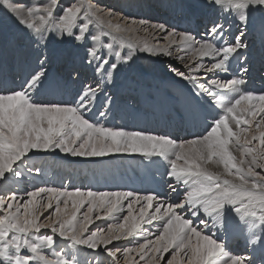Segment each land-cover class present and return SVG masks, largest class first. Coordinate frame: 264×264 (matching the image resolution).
I'll use <instances>...</instances> for the list:
<instances>
[{
	"label": "snow or ice",
	"instance_id": "1",
	"mask_svg": "<svg viewBox=\"0 0 264 264\" xmlns=\"http://www.w3.org/2000/svg\"><path fill=\"white\" fill-rule=\"evenodd\" d=\"M181 7L187 23L182 30L167 22H139L165 33V39L172 37L167 46L136 48L171 56V45H177L178 50L209 58L208 63L185 64L186 71L168 68L182 84L187 116L206 122L203 134L178 142L168 135L114 129L101 123L115 103L109 86L123 66L133 62L134 53L131 47L122 52L103 40L102 35L111 34L103 28L93 31L94 24L103 22L90 6L71 0H32L28 4L0 0V16L14 20L19 33L15 46L22 72L19 84L10 85L0 78V183L9 176L19 181L25 171L31 173L35 168L28 167L33 156L57 150L81 157L159 156L168 163L167 191L141 195L48 186L23 194L0 192V264H81L78 254L84 248L90 250L84 264H105L102 256L109 264H119L121 257L127 262L133 251L140 261L148 258L149 264H155L157 254L163 259L171 250L166 264H254L251 253L264 249V92L243 91L242 86L249 72V20L264 10V0H193ZM196 9L202 10L199 19ZM114 31L124 29L116 25ZM64 47H70L73 55L65 59L66 74L61 76L55 66ZM147 74L145 70L143 76ZM65 79L81 85L71 100L41 98L45 90L61 88ZM230 94L236 95L229 99ZM253 123L258 135L249 138ZM232 147L240 151L239 159ZM208 163L222 165L226 175L210 172ZM41 194L47 195L46 208L53 207L55 198V214L62 211L61 199L65 208L71 201V218L57 219L52 225L41 223L42 213L37 211ZM124 201L128 203L123 223L109 224L107 235L99 228L89 232L94 210L106 209L105 216L118 214L125 210ZM85 205L84 222L77 221L76 213ZM135 205H141L138 217L133 215ZM155 221L163 223L141 229V223ZM44 228L50 234L43 233ZM137 236L144 242L135 249L113 243ZM236 236L243 237L250 251H232L230 240ZM58 241L67 243L60 247Z\"/></svg>",
	"mask_w": 264,
	"mask_h": 264
},
{
	"label": "bare ground",
	"instance_id": "2",
	"mask_svg": "<svg viewBox=\"0 0 264 264\" xmlns=\"http://www.w3.org/2000/svg\"><path fill=\"white\" fill-rule=\"evenodd\" d=\"M164 1L169 2V3L173 1V2H177L179 5H181L178 2L179 0H162V2H160V0H137L135 2V4L137 7H140V11L138 14H139V16H141V18H142L141 20L148 18L151 23H155L156 17L159 19V16L165 14V13H162L163 8H165V10L170 9V7H166L167 3L165 4ZM183 1L186 3L185 5H189V4L193 3V0H183ZM20 2L28 4V3H31L32 0H20ZM110 2H117V0H110ZM118 2L119 3L120 2L121 3L126 2L125 4H127L128 1L127 0H118ZM118 2L116 3L117 5H118ZM158 2H160V3H158ZM132 3H133V1H132ZM130 5H129V7H130ZM132 8H133V6H131V10H132ZM123 10L124 9H122V11ZM184 10L180 11V13H181L180 16L183 15ZM99 11H101V10H99ZM127 11L129 12V10H127ZM135 12H136V10H135ZM201 12H202L201 9L195 10L196 14L200 15ZM107 13H109V12H107ZM107 13L103 14V15L101 14L102 16L100 17V19L103 20L102 21L103 24L102 25L96 24V25L98 26L99 30H101V28H103V32L106 31L107 33H111L107 37L109 39L108 41H111L113 43L114 37H117V38H115V42H117V40L119 41V40L124 39L126 41V43L130 44L131 47H134L135 49L137 48V46H143L145 44H147L148 46H156L155 44L150 43V38H151V36L155 35L153 33H155L158 30L152 28L150 26V24L145 23V24L141 25L139 22H137L138 24H140L137 26L135 24V22H133L134 21L133 20V21L129 22V24L134 29H139L140 31L139 30L135 31L131 28L132 30H129V31L127 30L128 32H126V33H121L122 31L116 32L113 30L114 29L113 23L117 22L118 14L117 13L114 14L113 11L110 14H107ZM172 15L178 16V14L174 13V11L172 12ZM168 16L169 15H167L166 18H165V16H163L164 21L171 19ZM180 16H178V17L180 18ZM199 18H200V16H199ZM118 19L120 20L119 17H118ZM126 19L127 18H124V20H126ZM183 19L184 20H181V19H175V20L173 19L171 21L169 20L168 24L170 26L175 24L179 27L180 30H182L184 27L187 26L185 18H183ZM110 20H112V21H110ZM124 20H123V22H125ZM159 20H161V19H159ZM129 21H130V19H129ZM109 24L112 25L113 27L112 28L108 27ZM126 26H128V24ZM256 27H259V29L257 28L258 30H256ZM140 28H142V29H140ZM15 29H16L15 21L12 19H8V18H6V21L4 23V27L0 28V59L2 58V60L0 62V78L6 79L9 84L13 83V80H11V79H13L15 77L16 78L19 77L20 81L22 78V72L18 71V69H17V68H19L18 63H17V59H16L18 53L16 50V46H15L16 40L14 39V37L19 36V33H17ZM126 29H127V27H126ZM141 32H144V33H141ZM162 34L165 37L164 33H162ZM263 36H264V10H258L257 12L253 13L252 16L250 17L249 27L247 29V38H246L247 42L246 43H248L249 48L246 51V55L249 58L248 64H247V67L249 68V72L245 76V80L247 81V83L242 86L243 91H250V92H256V93L264 92V46H261L259 44L260 46H258V48H255L256 43H260V41H261L260 38ZM171 39H172V37H169V40L167 39L168 41H166V43L163 42L164 43L163 46H160V44H159V46L160 47L167 46ZM124 40H123V42H124ZM262 43H263V41H262ZM117 45H119L118 42H117ZM122 46L120 44V48ZM159 46H156V47L160 48ZM123 48H125V46ZM126 48H127V46H126ZM69 49H71V48L69 47ZM254 49H257V51H256L257 56L254 52L256 57H250L251 56L250 54L254 51ZM61 50H63V49H60V51ZM133 51H135V53H138V54L140 53L139 51L137 52L136 50H133ZM171 51H172V53L174 51L173 54H175L177 56V58L180 56H183V59L180 60L181 63L183 60L188 62V63L192 62L193 60H195L194 62L200 61L203 63H208V61H209L208 57L201 58L198 55H194L191 52L184 51V50H178L177 45H171ZM177 51H178V53L176 54ZM63 53H62V55H63ZM142 53H144V54H142L143 58L148 57V59L144 60L143 58H139L138 62H141L142 60H144V62H143L144 65L147 66L146 63H148L149 64L148 66H150V64H152V63H150V61H149V58H150L149 53H146V52H142ZM72 55H73V53H71L68 56L63 55L61 59H63L64 61L66 59L65 57H67L68 59H71ZM142 55L140 54L139 56H142ZM135 56H136V54H135ZM163 56L164 55H162L161 58ZM168 57H166V55H165L164 59H166V61H168L169 60ZM151 58H153V57H151ZM171 59H174V58H171ZM6 60H8V61L14 60L15 66L14 65L9 66L8 61H7L8 66L6 64H5L6 66H3L4 61L6 62ZM154 60H152V61H154ZM170 63L171 64L173 63L172 65H174L175 62L170 60ZM257 63H258V69H256V67H255V65H257ZM165 64H166V62H165ZM190 64H192V63H189V65ZM153 65H152V68L155 69V67L157 65L155 67H153ZM175 65H176L175 67H179L181 70H183L182 69L183 67L181 68L180 65H178V64H175ZM139 66L140 65H138V67ZM66 67H67V65L65 64L63 66H60L59 69L64 70V74H66ZM236 67L238 68V65ZM11 68H13V69H11ZM124 68H126V67H124ZM142 68H143V65H142ZM152 68H150V69H152ZM154 69H152V70H154ZM260 69H261V71H260ZM156 70L157 69H155V73H156ZM257 71H260V72H257ZM125 72L127 73L130 71H127L125 69L124 73ZM148 72H149V70H148ZM124 73H123L122 77H124ZM132 73H133V71H132ZM150 73H151V71H150ZM155 73H152L153 75L150 74L151 76L147 77V79H145V80H147L149 82L151 80L152 76H153V78L156 79L157 76H154ZM157 74H158V78L160 79L159 81H157V83L160 85L159 89H161L162 86L164 88L162 91L158 90L159 91L158 92L156 90L157 92H155L151 89V86L145 84L146 85V87H145L143 85L145 90L140 92L139 93L140 95L137 94V96H136L134 94L135 100H133V102L131 101V99L129 102H128L129 99H122V100H119L118 102H116L117 103L116 108L118 110L114 109L115 108L114 107L115 104H114L113 108H111V111L109 112L108 116L106 117V120H105L106 124H103V121H101L102 124L105 127H111L112 126V127H114V129H121V128L124 129L125 125H127V128L129 130H126V131H143L146 134H153V135H168L169 136V133H170L172 135L171 138H173L175 140L179 139V141L191 139L194 136H198V135L203 134L205 131V127H206V122L202 118L201 119H195V120L189 118L187 116V114L185 113L184 108H179V107H183L184 104H182V105H176L175 104V102H183V98L181 95L183 88L181 86L182 84L180 83L179 78H176V79L173 78L174 80L172 79V81H169V78H166V75L163 74L162 72H160V73L158 72ZM130 75H132V74H130ZM116 76H117V74H116ZM134 76H137V75L134 74ZM153 78H152V80H153ZM114 79H117V77ZM140 80H142V79H140ZM170 80H171V78H170ZM133 81L134 80H132V79L131 80L127 79V81L125 83L128 82L127 83L128 85H124L123 79H122L121 83H123V85H124L122 87H126L124 90L122 89V87H119V86H116V87H118L117 90H116V88L113 87L114 88L113 89L109 86V90L111 92H113V94H114L115 101H117L116 99H118L117 96L119 93L124 95V96H129V95H131V93L133 94L137 91V90H135V92H133V89H135V87L133 88L131 86ZM18 83H20V82L18 81ZM114 83H116V82H114ZM121 83H120V85H121ZM154 83H156V81ZM67 86H70L71 90L65 89V87H67ZM72 86L74 87L73 89H72ZM80 86H81L80 83H74L72 81L65 79L63 82V86L61 88L56 89V90H51V89L45 90V92L42 94L41 98L45 99V100H51V101L71 100ZM116 91H117V93H116ZM235 95L236 94H230L229 99H231L232 96H235ZM140 101H142L143 112L140 109V105H139ZM160 103H166L169 106H159L156 108V106H158ZM243 106H244V102H242L241 107H243ZM162 107H164V109L166 111L163 110ZM132 110H136V111H132ZM124 111H127L128 115L134 114L135 116L134 117L132 116V118L129 119L128 116H126V114L123 113ZM168 112H170V113H168ZM120 116H122L123 119L120 118ZM111 118H113V119L111 120ZM103 119L104 118H102L101 120H103ZM125 119H127V120H125ZM115 126H117L119 128H115ZM173 127L175 129H173ZM192 127L194 129H196V132H190ZM232 127L235 130L234 124L232 125ZM232 152H233V154L237 153L240 155V151H238V150L232 149ZM47 153L50 156L52 155L54 157V160L49 159L50 157H46L45 162H47L49 166H50L51 162H53V164L51 165V169H54V168H56L55 170L60 169V173H58L59 180H61L62 176L64 174H66V172L69 173L67 175V182H66V186L68 187L67 188L68 190H71V188L73 189V187H71V185L75 186L77 184L81 187L82 186L86 187L88 185H92V186L104 185L105 186L106 184H108V185H111V189H113V191H135V192L143 195L145 193L153 192V191H156V192L165 191V190H163L164 185L167 186L166 181L168 180V176L166 175L167 179H166V177H164V175H165L164 174V168L165 169L168 168V163L158 161V162H156L158 164L155 165L154 162L152 161V164L154 165V167H149L148 165H145V163H144L146 158L140 154H109V155H105L102 157H90V156L81 157V156H71L69 154H64V153L59 152L58 150L54 151V152H47ZM40 154H43V153H40ZM44 154H46V153H44ZM36 157H40V156L36 155ZM155 157L157 159L162 158L159 156H155ZM32 158H34V156ZM42 160L40 159V161H42ZM28 163H30V161ZM90 163H95V166L98 167V168L95 167L98 171V173L96 174L97 176L93 175L92 166L81 165V164H90ZM178 164H183V161H178ZM97 165H99V166H97ZM46 167L47 166L44 163L41 165L39 173H37L34 169H33V172L28 173L27 175L25 172L24 178H26V180L28 181V184L34 185V184H38L41 182V185L46 184V186H49L48 184L50 183V180H48V179H50V178H48V179L46 177L44 178V173H45V171L48 170V167L47 168ZM206 167L210 172H212L214 174H219L222 177L226 175L222 165L215 164L213 166L210 163H208L206 165ZM48 171L50 172V169ZM82 171H85V172L87 171V174H86L87 177L84 179L82 177V175H84V173ZM56 172H58V171H56ZM133 172L135 173V176H136L137 188H135V186L133 185V183L131 181ZM46 173H48V172H46ZM78 173L80 175H77ZM143 175H148L150 178L155 179L151 183V185H152V187L156 186L157 189H151L150 191H144L140 185V180L143 177ZM109 178H111L112 183L106 181V179H109ZM19 181H17L16 179L14 180V182H18V183H19ZM14 182H11V184L9 186H12L15 188L17 185L14 184ZM74 183H76V184H74ZM58 184L59 183H57V185L56 184H54V185L50 184V186H53V187H56L59 189L61 187ZM62 185H63V182H62ZM78 185L76 187H78ZM117 187L118 188L123 187V188L118 189ZM30 188H31V186H30ZM69 203H71V201H69ZM70 218H71V214H67L66 216L63 217L64 220H68ZM153 224H151V225L148 224L146 227L147 228L148 227L153 228L154 227ZM157 225H161V223L160 224L155 223V226H157ZM233 241H234V244L231 247L232 251L238 252V253H244L246 251H250V249L246 248V243H245V240L243 239V237L240 238V240L234 239ZM251 254H252L253 260L256 264H264V249L257 248Z\"/></svg>",
	"mask_w": 264,
	"mask_h": 264
},
{
	"label": "rangeland",
	"instance_id": "3",
	"mask_svg": "<svg viewBox=\"0 0 264 264\" xmlns=\"http://www.w3.org/2000/svg\"><path fill=\"white\" fill-rule=\"evenodd\" d=\"M73 1V3H77V4H83L86 8L87 7H91V9H92V11L96 14V16L97 17H99V20L100 21H103L102 19H100V17L103 15V14H106L107 12H109V13H107V14H110L112 11L114 12V14L115 13H117L118 14V16H117V22H115V23H113L114 24V26H116V25H119L120 26V28L122 29H124V31H122L121 33H126V32H128L129 30H135V31H138L139 29H134L133 27H131V25L129 24V22H131V21H133V22H135V24L138 26V25H140V24H138L137 22H140V20L142 19L141 18V16H139V11H140V7H137L136 6V4H135V2L137 1V0H127L128 2H127V4H125L126 2H118V0H117V2H118V5L116 4L117 2H110V0H71V2ZM75 1V2H74ZM88 1V2H87ZM102 1V2H101ZM132 1H133V3H132ZM182 1V2H181ZM179 0L178 2L181 4V5H185L186 3L183 1V0ZM64 2L65 3H67L68 2V0H64ZM87 2V3H86ZM160 2H162V0H160ZM160 2H158V3H160ZM165 2V1H164ZM167 3V4H166ZM177 2H165V4H166V7H170V9H166L165 10V8H163L162 9V13H165L164 15H161L162 17L163 16H165V18L167 17V15H169L168 17H170L171 19H169L170 21L171 20H175V19H181V20H184L183 18H185V16H186V11L181 7V5H179L178 3V5L176 4ZM102 4V5H101ZM105 4V5H104ZM120 4V5H119ZM130 5V7H129V5ZM112 5V6H111ZM95 6V7H94ZM122 6V7H121ZM126 6V7H125ZM128 6V7H127ZM131 6H133V8H132V10H131ZM180 6V7H179ZM94 8V9H93ZM122 9H124L123 11H122ZM129 10V12L127 11V10ZM99 10H101V11H99ZM110 10V11H109ZM135 10H136V12H135ZM178 10V11H177ZM181 10H184V13H183V15L182 16H180L181 15V13H180V11ZM106 13H105V12ZM174 11V13H176V14H178V16H180V18L177 16V15H172V12ZM177 11V12H176ZM97 12V13H96ZM100 15H99V14ZM102 14V15H101ZM142 14V13H141ZM161 16H159V19H161V20H159L157 17H156V19H155V23L157 22V23H165V22H169V20H167V21H164V17L162 18ZM199 14H196V19H199ZM118 17L120 18V20L118 19ZM177 17V18H176ZM124 18H127L126 20H124ZM129 19H130V21H129ZM123 20L125 21V22H123ZM158 20V21H157ZM186 20V19H185ZM5 21H6V18H4V17H2V16H0V28H3L4 27V23H5ZM110 21H112V20H110ZM144 21H149V19L148 18H146V19H144ZM180 21V20H179ZM121 22V23H120ZM125 23V24H124ZM128 24V26H126ZM127 27V29H126V27ZM132 28V29H131ZM259 29V27H256V30H258ZM140 29H142V28H140ZM114 30V29H113ZM128 30V31H127ZM93 31H96V32H99L100 30H99V28H98V26L96 25V24H94L93 25ZM140 31V30H139ZM106 32V31H105ZM141 33H144V32H141ZM138 34V33H137ZM153 34H155V35H153V36H151V38H150V43L151 44H155L156 46H159V44H160V46H163V44L164 43H166V41H168L169 40V38H168V40L167 39H165L164 38V36H163V34L162 33H160L159 31H156L155 33H153ZM158 34V35H157ZM164 35H166L165 33H164ZM15 37H18V36H15ZM15 37H14V39H15ZM108 37V35H102V39L103 40H105L106 42H111V41H108L109 39L107 38ZM110 37V36H109ZM115 38H117V37H115ZM178 37H176V39H177ZM179 39V38H178ZM177 39V40H178ZM261 39V41H260V43H256V46H255V48H258V46H264V36L263 37H261L260 38ZM16 40V39H15ZM117 40V39H116ZM124 40V39H123ZM123 40H117V42H118V44L119 45H117V42H115V39H114V42L113 43H115L114 45L115 46H117V48L119 49V50H123L122 52H127L129 49V47H131V45L130 44H128V43H126V41L124 40V42H123ZM262 41H263V43H262ZM120 42V43H119ZM123 42V43H122ZM164 42V43H163ZM246 42H247V40H246ZM262 43V44H261ZM120 44H121V48H120ZM126 44V45H125ZM162 44V45H161ZM260 44V45H259ZM125 46V48H126V46H127V48L125 49V48H123ZM159 46V47H160ZM63 50H61V54L63 53V55H65V56H68V55H70L71 53H72V50L71 49H69V47H64V48H62ZM131 49H133V50H136L134 47H131ZM71 50V51H70ZM132 50V51H133ZM63 51V52H62ZM257 49H254V51L249 55L250 57H256L257 56ZM134 52V58H133V62H130V65H125V66H123V72L122 71H120L119 73H117V79H114V82H116V83H113V85L112 86H110L111 88H116V90L118 89V87H116V86H119V87H122V86H124V85H128L127 83H125L126 81H127V79H129V80H134L133 82H132V84H131V86L134 88L135 87V89H133V92H135V90H137L135 93H131V95H129V96H124V95H122V94H118V96H117V98L118 99H116L117 101H115V108L114 109H117L116 108V105H117V103L116 102H118L119 100H122V99H129L128 100V102L130 101V99H131V101L133 102V100H135V96H134V94L137 96V94L138 95H140L139 93L140 92H142L143 90H145V88H144V86L146 87V85H149V86H151V89L153 90V91H155V92H157L158 90L160 91H162L164 88H163V86L161 87V89H159V84L157 83V81H159L160 79L158 78V72L160 73V72H162L163 74H165L166 75V78H169V81H172V79L174 78V79H176V78H178V77H174L171 73H169V72H167L168 71V68H169V66H170V60L171 61H173V62H175L174 63V65H172L171 64V66H176L175 64H178V65H180L181 66V68L183 69V70H185L186 71V69L184 68V66L183 65H185V64H187V65H189V63H192V64H190V65H193V64H195L196 62H194L195 60H193L192 62H186V61H182V63H181V59H178L177 58V56L175 55V54H173L174 53V51H173V53H172V57L171 56H167L166 55V57H168V61H166V59H164V56L161 58V56L162 55H154V53L153 54H149V56H150V58H149V61H150V63H152V64H150V66H148L149 64L148 63H146V65L147 66H145L144 65V60L146 59H148V57H144L143 58V55L142 54H144V53H142V52H140L139 54L138 53H135V51H133ZM138 52V51H137ZM254 52H255V54H256V56H255V54H254ZM178 53V51L176 52V54ZM135 54H136V56H135ZM138 54V55H137ZM142 55V56H139V55ZM62 55V56H63ZM152 55V56H151ZM154 55V56H153ZM159 56V57H158ZM136 57V58H135ZM151 57H153V58H151ZM157 57V58H156ZM180 57H182V59H183V56H180ZM66 59H68L67 57H65ZM138 58V59H137ZM139 58H143L144 60H142L141 62H138V60H139ZM171 58H174V59H171ZM177 58V59H176ZM16 59H17V57H16ZM137 59V60H136ZM154 60V61H152V60ZM160 59V60H159ZM1 60H2V58L0 59V62H1ZM7 61L8 60H6V62L4 61V64H3V66H8V64H9V66H15V62H14V60H9L8 61V64H7ZM157 61V62H156ZM165 62H166V64H165ZM177 62V63H176ZM260 62V61H259ZM258 62V63H259ZM59 63V64H58ZM57 64L58 65H56L55 66V71L59 74V75H61V76H64L65 74H64V70H61V69H59L60 68V66H63V65H65L66 63H65V61L63 60V59H61L60 60V62H58ZM139 63V64H138ZM162 63V64H161ZM258 63H257V65H255V67H256V69H258ZM6 64V65H5ZM140 65L139 67H138V65ZM143 65V68H142V65ZM154 64V65H153ZM152 65H153V67H155L156 65L158 66H156L155 67V69H157L156 70V73H155V69L154 68H152ZM165 65V66H164ZM169 65V66H168ZM19 67V66H18ZM124 67H126V68H124ZM142 68V69H141ZM149 70V74H147V76H146V78L143 76V73H144V71L145 70H147V69ZM150 68H152V69H154V70H152V69H150ZM166 68V69H165ZM11 69H13V68H11ZM18 69V71H20V68H17ZM127 70V71H130V72H125L124 73V70ZM165 70V71H164ZM62 71V72H61ZM132 71H133V73L135 74V75H137V76H134V74L132 73ZM150 71H151V73H150ZM158 71V72H157ZM260 71H261V69H260ZM260 71H257V72H260ZM122 72V73H121ZM123 73H124V77H122L123 76ZM152 73H155L154 74V76H157L156 77V79L155 78H153V76H152V78H153V80H152V78H151V80L148 82L147 80H145V79H147V77H149V76H151V75H153ZM130 74H132V75H130ZM151 74V75H150ZM260 74V73H259ZM260 76V75H259ZM116 77H114V78H116ZM129 77V78H128ZM133 77V78H132ZM123 79V83H124V85H123V83H121V81H122V79ZM126 78V79H125ZM170 78H171V80H170ZM10 79V78H9ZM125 79V80H124ZM140 79H142V80H140ZM158 79V80H157ZM173 79V80H174ZM11 80H13V82H15L16 84H19L18 83V81L20 82V78L19 77H15V78H13V79H11ZM121 80V81H120ZM70 81V80H69ZM152 81V82H151ZM156 81V83H154ZM67 82V81H66ZM140 82V83H139ZM148 82V83H147ZM151 82V83H150ZM119 85H118V84ZM120 83H121V85H120ZM138 83V84H137ZM142 83V84H141ZM12 84V83H11ZM10 84V85H11ZM146 84V85H145ZM151 84V85H150ZM144 85V86H143ZM182 86V85H181ZM74 87L72 86V89H73ZM80 88V87H79ZM78 88V89H79ZM113 88V89H114ZM126 87H122V89L124 90ZM144 88V89H143ZM65 89H68V90H71V87L70 86H67V87H65ZM157 90V91H156ZM158 91V92H159ZM113 93V92H112ZM116 93H117V91H116ZM115 93V94H116ZM133 95V96H132ZM121 96V97H120ZM132 96V97H131ZM114 100H115V97H114ZM146 100V99H145ZM147 102V101H146ZM136 104V103H135ZM175 104L176 105H182L183 104V102H175ZM139 105H140V109H141V111L143 112V105H142V101H140L139 102ZM159 106H169V105H167L166 103H160L158 106H156V108L157 107H159ZM118 107V106H117ZM112 108H113V106H112ZM179 108H184V106L183 107H179ZM162 109L163 110H165L164 109V107H162ZM118 110V109H117ZM132 111H136V110H132ZM166 111V110H165ZM119 112V111H118ZM126 112V113H125ZM124 114H126V116H128V118L130 119V118H132V116L134 117L135 115L134 114H130V115H128V112L127 111H124L123 112ZM139 113V112H138ZM168 113H170V112H168ZM130 116V117H129ZM120 118H122V116H120ZM113 118H111V120H112ZM123 119V118H122ZM258 119V118H257ZM105 120H106V118H104L103 120H101V121H103V124H106L105 123ZM125 120H127V119H125ZM113 122V121H112ZM102 123V122H101ZM112 125V124H111ZM111 128H114V127H112L111 126ZM115 128H119V127H117V126H115ZM121 129H123V128H121ZM123 130H129L128 128H127V125H125V127H124V129ZM253 133H255L256 135H258V132H256V130H255V127H254V123H253V126L249 129V132L247 133V135H248V137L250 138L251 137V135L253 134ZM243 140H244V137H242L241 138V143H243ZM177 141L179 142V139H177ZM254 143H258V141L257 142H254ZM232 149L233 150H238V149H236L235 147H232L231 148V151H232ZM239 151V150H238ZM40 157H36V156H34V158H32L31 160H30V163H28V167H33V166H35V168H41V165L42 164H44L45 163V165L48 167V170L50 169V172L47 170V171H45V173H44V178L46 177L47 179L48 178H50V179H48V180H50V183L48 184L49 186H50V184H52V185H54V184H56L57 185V183H59L58 185H60V187L61 188H59V189H61V190H64V189H67L68 187L66 186V182H67V175L69 174L68 172H66V174H64L63 176H62V178H61V180H59V177H58V173H60V169H57V170H55L56 168H54V169H51V165L53 164V162H51V164H50V166L48 165V163L47 162H45V158L46 157H50L49 159H52V160H54V157L51 155H49L48 153H46V154H38ZM234 155L237 157V159H239V157H240V155L239 154H237V153H234ZM43 157V158H42ZM40 159L42 160V161H40ZM152 161L154 162V164L156 165V164H158V163H156V162H158V161H160V162H165V163H167V161H165L163 158H160V159H157L155 156H153L151 159H148V158H146L145 159V165H148L149 167H154V165L152 164ZM44 162V163H43ZM211 165H215L214 163H210ZM66 165V164H65ZM81 165H83V166H92V170H93V175L95 176L97 173H98V171H97V169L96 168H98V167H96L95 166V163H90V164H81ZM97 166H99V165H97ZM46 167V168H47ZM65 167V166H64ZM96 167V168H95ZM35 168H33L34 170H35ZM44 168V167H43ZM96 169V170H95ZM101 170V169H100ZM56 171H58V172H56ZM97 171V172H96ZM166 171H167V169H165L164 168V177H166ZM26 172V175L29 173L28 171H25ZM33 172V171H32ZM46 172H48V173H46ZM55 172V173H54ZM83 173H84V175H82V177H83V179L84 178H86L87 177V171L85 172V171H82ZM81 172V173H82ZM52 173V174H51ZM46 174V175H45ZM25 175V174H24ZM54 175V176H53ZM57 175V176H56ZM77 175H80L79 173L77 174ZM51 176V177H50ZM97 176V175H96ZM58 178V179H57ZM16 178H14V177H11V176H9V178H8V180L6 181V182H3V183H0V192H10V191H19L21 194H23V193H25V192H27V191H32V190H34V189H38V188H40V187H48V186H46V184H42L41 185V182L40 183H38V184H28V181L26 180V178H24V176L20 179V181H19V183L18 182H14V180H15ZM166 179H167V177H166ZM229 179H231L230 177H229ZM11 180V181H10ZM52 180V181H51ZM58 181V182H57ZM60 181V182H59ZM106 181L107 182H110V183H112V181H111V178H109V179H106ZM11 182H14V184H16L17 186L14 188V187H12V186H9L10 184H11ZM53 182V183H52ZM62 182H63V185H62ZM5 183V184H4ZM74 184H76V183H74ZM78 185V184H77ZM77 185H71V187H73V189L74 188H81V189H91V190H93V191H113V189H111V185H108V184H106L105 186L104 185H96V186H92V185H88V186H79L78 185V187H76ZM164 185V184H163ZM30 186H31V188H30ZM66 186V187H65ZM51 187H53V186H51ZM14 188V189H13ZM118 188V187H117ZM119 188H123V187H119ZM118 188V189H119ZM16 189V190H15ZM72 189V188H71ZM111 189V190H110ZM163 190H167V186L166 185H164V189ZM26 199H27V197H25ZM37 200H39L40 201V203H39V205H38V207H37V211H38V214L39 213H42V215L40 216V222L41 223H44V224H46V225H52L57 219H63V217L64 216H66L67 214H71V216H72V213H73V211H74V209L72 208V203H68V206H67V208H65V206H64V204H63V200L61 199V203H60V208H61V212L59 213V214H55V198L53 199V201H52V203H53V207L52 208H46L45 207V205L48 203V199H47V195L46 194H41V196L40 197H37ZM21 203H23V201H21ZM124 203V205H125V210L123 211V212H120V213H111V214H108L107 216H105V211H106V209H96V210H94L93 211V213L91 214V220H92V222L88 225V229H89V232H91V231H95V230H97L98 228L99 229H103L104 231H103V234H105V235H107L108 234V225L109 224H119V223H123V217L125 216V215H127V209H126V205H127V203H128V201H124L123 202ZM141 205H135L134 206V212H133V215L134 216H137L138 217V215H139V207H140ZM87 207H88V205H85L83 208H81L80 209V211L79 212H77L76 213V216H77V221H80V222H84L83 221V216H84V214L87 212ZM63 208V209H62ZM68 211V212H67ZM154 211V209H149V212L151 213V212H153ZM67 212V213H66ZM46 217H48V218H46ZM98 217H100V218H98ZM132 221H131V218H130V220H129V223H131ZM154 223V222H153ZM155 223L156 224H162L163 222L162 221H155ZM155 223L153 224V226H155ZM148 224H144V223H141V229H151L150 227H146ZM157 226H159V225H157ZM77 227H79V225H77ZM43 233H47V234H50V229L49 228H44V229H42L41 230ZM114 231H116V230H114ZM139 231V230H138ZM88 233H85V235H87ZM116 234H120L118 231L116 232ZM240 238H242V236H236V237H233V239L230 241V247H232L233 246V244H234V239L236 240V239H239L240 240ZM149 239H154V236H151V237H149ZM142 242H144L143 241V239L141 238V237H139V236H137V237H129L128 239H121V240H119V241H114L113 243L114 244H116L118 247H120V248H124V247H133L134 249L136 248V247H138V243H142ZM58 243L60 244V247H63L64 246V243H67V241H64V242H59L58 241ZM109 247H111V245H109ZM57 251H59V248H57ZM89 251L90 250H88V249H86V248H84V249H82L81 251H80V253L78 254V258H79V260L81 261V264H84V261H85V259L88 257V253H89ZM172 251H174V250H171L170 251V253H168V254H165V256H164V258L163 259H160L159 258V254H157V259H156V261H155V264H166V261L168 260V259H171V254H172ZM245 253V252H244ZM46 254H47V250H46ZM49 259H55V257L54 256H52V255H49ZM101 259L102 260H105V264H109V262L106 260V258H104L103 256L101 257ZM133 261H135L136 262V264H149V262H148V258H146L144 261H140L139 260V257L136 255V252L135 251H133L132 253H130L129 254V257H128V261L126 262L125 261V259L123 258V257H121V259H120V262H119V264H133ZM254 264H256L255 262H254Z\"/></svg>",
	"mask_w": 264,
	"mask_h": 264
}]
</instances>
